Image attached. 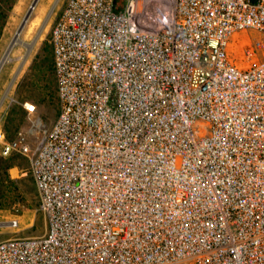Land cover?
<instances>
[{
    "label": "built area",
    "instance_id": "obj_1",
    "mask_svg": "<svg viewBox=\"0 0 264 264\" xmlns=\"http://www.w3.org/2000/svg\"><path fill=\"white\" fill-rule=\"evenodd\" d=\"M246 30L264 38V0H67L56 120L24 102L29 129L0 131L47 228L0 264H264V57L228 54Z\"/></svg>",
    "mask_w": 264,
    "mask_h": 264
},
{
    "label": "rangeland",
    "instance_id": "obj_2",
    "mask_svg": "<svg viewBox=\"0 0 264 264\" xmlns=\"http://www.w3.org/2000/svg\"><path fill=\"white\" fill-rule=\"evenodd\" d=\"M32 1L33 0H17L11 10L0 37V60L4 56L8 45L12 41L20 22L22 21ZM66 2L67 0H39L20 35L21 43L13 46L9 53L8 61L0 68V101L9 87L0 109H5L7 106L8 114L9 112H12L14 115L22 117L21 124L17 126L16 132L20 130L26 131L30 127V123L27 120V114L23 108V100L36 105L37 111L34 116L36 118H40L46 126H51L58 116V101L51 98L45 99L42 104H39V101H37L43 98L39 96L37 90L35 91V88L33 87V73L30 70V67L34 56L39 53L42 43L48 42L50 29L66 5ZM170 2L171 0H154L155 5H158L159 7H168ZM45 21L46 24L41 32V35L27 55V58L14 82L11 84L18 67L26 55V44H29L34 40ZM249 49L253 52V56L251 59L247 60L246 51ZM228 54L231 60L239 67H246L253 63H257L264 57V38L256 30H246L237 33L230 41ZM7 121V118H5V126L10 125V122ZM9 127L11 130L13 129L12 125ZM14 137L15 134H13V138ZM18 162L20 163L19 165L23 175H19L17 177L14 176L12 179H22L24 181L26 186L21 185V190L23 188L24 191L28 193V196L25 194L28 201L34 192L37 194V197H39L34 180L30 173L28 160L25 157L19 156ZM0 189H2L1 185ZM10 197L11 196L8 197V200ZM11 200L12 198L9 200V203H11ZM5 203L4 200L0 202V205L3 206V208L0 206V241L15 237L40 236L45 233L47 222L44 215L39 210V201L38 206L34 209L28 208L26 206L27 204L21 201V199L17 202V204L9 205V203ZM5 207L9 208L4 209ZM11 220L18 221V228L9 227L8 223Z\"/></svg>",
    "mask_w": 264,
    "mask_h": 264
},
{
    "label": "trees",
    "instance_id": "obj_3",
    "mask_svg": "<svg viewBox=\"0 0 264 264\" xmlns=\"http://www.w3.org/2000/svg\"><path fill=\"white\" fill-rule=\"evenodd\" d=\"M16 1L17 0H0V37ZM124 2L125 0H116V10H120ZM30 70L33 73V87L35 88V91L37 90L39 96L43 98L37 100L39 101V104H42L45 99L48 98L58 101L53 54L51 46L48 42L42 43L39 53H37L32 60ZM23 102H25V100H23L22 103ZM21 118V116H16L12 112H9L7 122H10L9 126L12 125L13 129L11 130L8 125L5 126L6 140L13 139V134H16L17 126L21 124ZM16 156L19 155H11L9 157L0 158V185L2 187V189H0V200H4V203H9V200L12 198L11 203H9L10 205L17 204V202L21 199V201L27 204L26 206L28 208L34 209L38 206L39 197H37V194L34 192L28 201L26 199L28 193H26L23 188V191L21 190V185L26 186L24 181L22 179H11L8 174V169L14 164L15 159L17 158ZM9 196L11 197L8 200ZM1 208H3V206ZM6 208L7 207L4 209Z\"/></svg>",
    "mask_w": 264,
    "mask_h": 264
},
{
    "label": "water",
    "instance_id": "obj_4",
    "mask_svg": "<svg viewBox=\"0 0 264 264\" xmlns=\"http://www.w3.org/2000/svg\"><path fill=\"white\" fill-rule=\"evenodd\" d=\"M38 1H39V0H33V1H32V3L30 4L28 10L26 11V13H25V15H24L22 21L20 22V25H19V27H18V29H17L15 35H16V34H20V33L23 31V28L25 27L27 21L29 20V18H30V16H31V14H32V12H33L35 6L37 5V2H38ZM46 21H47V20H46ZM46 21L42 24V26H41V28L39 29V31H38L36 37L34 38V40H33L31 43L27 44V45H28V46H27V52H26V55L24 56V61L26 60L27 55H28L29 52L31 51V49H32V47L34 46L35 42L38 40L39 36L41 35V32H42V30H43V28H44V26H45V24H46ZM15 35H14V37H15ZM14 37H13V39H14ZM13 39H12V41L10 42V44L8 45V48L6 49L5 54H6L7 52L9 53V52L11 51V49L13 48V46L15 45ZM5 54H4V56H5ZM4 56H3L2 59L0 60V68H1V66L5 63V61H4ZM24 61H23V62L20 64V66L18 67V69H17V71H16V73H15V75H14V78H16L17 74L19 73V71H20V69H21V67H22V65H23V63H24ZM13 81H14V80L12 79L11 82L13 83ZM8 90H9V87H8V89H7L6 92H8ZM6 92H5V93H6ZM2 99H3V97H2ZM2 99H1V101H2ZM1 101H0V106H1Z\"/></svg>",
    "mask_w": 264,
    "mask_h": 264
},
{
    "label": "crops",
    "instance_id": "obj_5",
    "mask_svg": "<svg viewBox=\"0 0 264 264\" xmlns=\"http://www.w3.org/2000/svg\"><path fill=\"white\" fill-rule=\"evenodd\" d=\"M4 100H3V102H4ZM7 114H8V112H7V106L5 107V109H3V108L0 109V131H2L4 133V135H6L4 120H5V118H7ZM1 146L2 145L0 144V158L3 157L1 155ZM16 157L17 158L15 159L14 164L8 169V174H9V176L11 174V177H10L11 179L14 178V176L17 177L19 175H23L22 170H21L20 165H19L20 163L18 162V157L19 156H16ZM14 180H16V179H14Z\"/></svg>",
    "mask_w": 264,
    "mask_h": 264
},
{
    "label": "bare ground",
    "instance_id": "obj_6",
    "mask_svg": "<svg viewBox=\"0 0 264 264\" xmlns=\"http://www.w3.org/2000/svg\"><path fill=\"white\" fill-rule=\"evenodd\" d=\"M21 33H22V32H21ZM21 33L15 35V37H14V39H13L15 45L21 43V40H20V35H21ZM27 46H28V45L26 44V47H27ZM9 53H10V52H9ZM9 53L7 52V53L5 54V56H4V61H5V62L8 61ZM23 61H24V58H23ZM23 61H22V62H23ZM13 80H15V78H13ZM13 82H14V81H13ZM11 84H12V82H11ZM6 95H7V92L4 94V97H3L2 101H1V104H2L3 100L5 99Z\"/></svg>",
    "mask_w": 264,
    "mask_h": 264
}]
</instances>
